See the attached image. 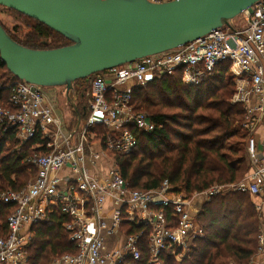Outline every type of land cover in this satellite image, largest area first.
Listing matches in <instances>:
<instances>
[{"label":"built area","instance_id":"2783aa9c","mask_svg":"<svg viewBox=\"0 0 264 264\" xmlns=\"http://www.w3.org/2000/svg\"><path fill=\"white\" fill-rule=\"evenodd\" d=\"M145 1L164 4L177 0ZM225 63L235 85L231 103L242 105L245 111L242 129L249 133L245 153L251 175L190 196L167 181L152 191L129 189L109 154L131 153L138 132L155 130L148 114L135 111L133 91L176 74L184 86H198ZM3 87L0 85V135L13 132L22 145L39 134L43 144L37 148L44 152L23 159L36 169V176L24 189L0 193V206L15 207L7 219L8 234L0 239V264H29L30 229L47 223L53 212L66 218L62 228L77 252L55 258L51 264L139 260L143 232L125 236L121 232L125 223L148 228L145 246L150 264H160L166 249L172 250L178 261L191 242L203 235L196 221L202 205L228 193L247 194L257 200L254 207L261 229L256 252L247 264H264V142L254 137L259 127L264 131V0L234 19L231 29L213 30L194 42L90 77L86 115L78 128L76 124L69 127L57 115L49 102L52 90L24 82ZM99 130L102 144L92 143ZM63 170L68 174L58 177ZM164 210L171 211L169 219Z\"/></svg>","mask_w":264,"mask_h":264},{"label":"trees","instance_id":"16d2710c","mask_svg":"<svg viewBox=\"0 0 264 264\" xmlns=\"http://www.w3.org/2000/svg\"><path fill=\"white\" fill-rule=\"evenodd\" d=\"M20 16L34 23L29 26L30 33L24 39H16L6 33L21 47L52 50L70 44L35 20ZM89 78L74 82L70 93V96L74 93L72 99L79 102L75 107L81 121L86 115L84 102ZM13 82L22 81L13 77L0 61V85L5 88ZM77 83L81 88L74 91ZM234 93V83L226 63L219 65L213 75L198 86H184L180 75L176 74L152 80L146 87L134 90L132 105L135 111H146L155 130L138 132L137 146L131 153L109 154L129 189L152 191L167 181L171 187L179 188L190 196L213 185L238 183L248 174L249 167H244L243 159L231 161L225 153L228 140L239 133L245 121L243 106L231 103ZM72 111L76 119L73 108ZM101 140L100 136V143ZM42 144L39 134L21 145L13 132L1 133L0 193L21 191L36 176V169L24 164L23 159L29 154L44 152V149L37 148ZM228 150L233 155L238 152L231 146ZM254 205V200L247 194L228 193L212 197L196 215L203 231L202 237L191 242L180 262L174 260L172 250H164L160 264H228L231 261L247 264L256 252L261 229V220ZM14 209L11 204L0 206V239L8 234L7 219ZM170 213V210H164L168 219ZM64 222L65 217L53 212L47 223L31 227L33 240L27 249L29 264H46L50 259L76 254L75 245L62 228ZM148 231L145 226L123 224L121 232L125 236L143 232L139 240V260H127L124 264H150L145 246Z\"/></svg>","mask_w":264,"mask_h":264},{"label":"water","instance_id":"95a60500","mask_svg":"<svg viewBox=\"0 0 264 264\" xmlns=\"http://www.w3.org/2000/svg\"><path fill=\"white\" fill-rule=\"evenodd\" d=\"M261 0H0L14 11L59 34L70 44L30 50L0 25V61L19 81L63 88L70 101L73 83L135 60L194 42L231 24Z\"/></svg>","mask_w":264,"mask_h":264},{"label":"rangeland","instance_id":"374dc122","mask_svg":"<svg viewBox=\"0 0 264 264\" xmlns=\"http://www.w3.org/2000/svg\"><path fill=\"white\" fill-rule=\"evenodd\" d=\"M0 24L3 26V28L6 30V32L16 38V39H24V36L28 33H30V28L29 26L34 25L33 22H30L29 20H26L25 18H22L20 15L13 11H9L4 8H0ZM233 80V79H232ZM81 88V84L77 83L74 85V91L78 90ZM235 88V85H234ZM56 89V90H54ZM47 90H54L55 92H50L49 96V102L52 104V106L55 108L57 115L66 123L69 127H73L76 122H75V117L73 115L72 107L70 103L67 102L65 98V93L63 88H46L45 91ZM57 92V93H56ZM74 96V93H72L71 96H69L71 103H79L75 99H72ZM85 103V102H84ZM146 113V111H139ZM102 133V132H101ZM101 133H98L96 138L92 141V143L95 144H100V136ZM249 136V133H247L244 129H241L239 133L228 140L227 142V148L225 150L226 155L229 157L231 161H240L241 159L244 160L245 168L249 167L247 160H246V153H245V148L244 144L247 141V138ZM230 146L234 150H238L237 154L233 155L229 152L228 149H230ZM18 147V146H17ZM111 161H114L113 157H109ZM110 161V162H111ZM235 165H238V163H234ZM90 173L93 176H97L94 170H90ZM249 173V172H248ZM247 176L244 175L240 181H242L245 177ZM239 181V182H240ZM254 199V198H252ZM184 257V255L176 262H180V260ZM50 259L46 264H51L52 261L54 260Z\"/></svg>","mask_w":264,"mask_h":264},{"label":"crops","instance_id":"0c3cea01","mask_svg":"<svg viewBox=\"0 0 264 264\" xmlns=\"http://www.w3.org/2000/svg\"><path fill=\"white\" fill-rule=\"evenodd\" d=\"M54 90H56V89H54ZM54 90H52L51 91V93L52 92H55ZM57 93V92H56ZM49 95H51L50 93H49ZM254 137L256 138V140L258 141V142H264V131H263V129L261 128V127H259L257 130H256V132H255V134H254ZM245 144H246V142H245ZM245 144H244V148H245ZM95 150V149H94ZM97 150V149H96ZM95 150V151H96ZM104 167V166H103ZM68 174V172L66 171V170H63V171H59L56 175L58 176V177H63V176H65V175H67ZM249 175H251V168H249V173L247 174V176H249ZM254 200V202H256L257 200L256 199H253Z\"/></svg>","mask_w":264,"mask_h":264}]
</instances>
